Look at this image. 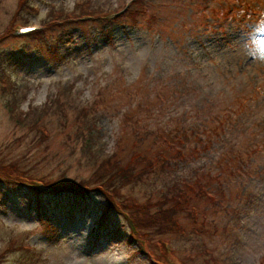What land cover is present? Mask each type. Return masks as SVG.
Returning a JSON list of instances; mask_svg holds the SVG:
<instances>
[{"label":"rangeland","instance_id":"rangeland-1","mask_svg":"<svg viewBox=\"0 0 264 264\" xmlns=\"http://www.w3.org/2000/svg\"><path fill=\"white\" fill-rule=\"evenodd\" d=\"M76 1L31 0L36 17L29 14L26 23L41 25L38 16L49 4L70 8ZM92 1L106 9L129 0ZM17 6L18 0H0V35ZM133 8L143 11L134 9L108 30L111 24L83 21L0 40V79L13 82L0 80V163L63 185L90 179L102 158L126 163L131 150L154 158L163 152L176 160L171 172L122 192L144 201L164 183L202 174L215 200L191 197L193 216L176 209L183 232L155 238L156 250L162 239L186 264H203L208 256L216 257L211 264H258L264 257V0H141ZM50 42L60 60L50 54ZM12 85L14 97L7 91ZM10 97L29 123L46 128V140L13 124ZM75 102L96 119L95 165ZM171 133L181 135L183 143L172 144L190 154L186 161H177L178 150L162 137ZM27 188L0 183V264H148L128 242L123 214L106 210L100 194L48 197ZM13 237L35 253L8 251Z\"/></svg>","mask_w":264,"mask_h":264},{"label":"trees","instance_id":"trees-1","mask_svg":"<svg viewBox=\"0 0 264 264\" xmlns=\"http://www.w3.org/2000/svg\"><path fill=\"white\" fill-rule=\"evenodd\" d=\"M140 1L141 0L132 5L130 11L127 12L124 17L131 15V13L134 12V9L136 11L139 10L140 12L143 11V8H133ZM31 7V0H18V6L15 11L16 15L11 18L9 24L18 20V18H21L23 16L22 14L27 11V9L30 10ZM80 7L82 8L81 4H75V6L72 8H66L63 6H61V8L57 7L56 9L58 10H53L51 7H49L48 12L41 19L42 24L45 25L46 30L51 29L54 26L64 27L57 24L58 21L72 25V22H67V20L84 14ZM98 7H100L99 3L94 2L93 8L97 10ZM6 31H10L9 27H7ZM53 103H55L58 108L62 107L63 105L61 102H58L57 99H53ZM77 118L82 124V127L89 131L84 142V148L87 152H91L89 158L92 159V164L95 165L96 162L94 161V158L95 156L98 157L99 154L94 152L90 145V143H92L94 140V137L91 134L93 133L92 128L94 126L95 118L90 116L88 110H86L85 107L77 109ZM28 125L30 129L36 133L37 138L41 141L48 138V132L46 131V128L42 124L38 123L37 120L31 121L28 123ZM178 128L182 130L181 126ZM176 130L178 132V129ZM181 134L186 137V134L183 130ZM162 135L163 138H166L165 141L167 142L168 146H170V148L178 150V153L176 154L177 161H186L187 158H190L189 153H184L172 144V139L183 143V139L180 134L171 133L169 136H165L164 134ZM166 157L167 156L163 152L154 158L143 150H131V153L129 154V161L126 163H123L121 160H112L109 157L106 159L102 158L97 161V166H95L94 172L92 173L90 179L71 181L67 184L56 186L59 187V189H61V186H63L66 191H69V189H67L69 187H75L81 190L84 188L86 190L85 193L94 191L100 192V190L110 191L117 199L120 207L127 211L136 220L137 224L141 228L145 226V228H150L149 231L157 233L167 232L168 230L172 231L174 228L175 229L173 231L182 232V226H180L175 219L176 214H178L176 209L185 210L187 215L193 216L195 207L191 205L192 198L203 197L209 201L215 200L214 196L210 193L207 186L205 185V181L203 182L204 176H202V174H196V176L190 179L184 178L180 180H171L167 183H164L161 187H156L153 191H147L145 198L146 201L142 203L138 202L131 194L129 195L122 192V189L126 186L134 188L139 185H146L152 176L159 177V175L165 174V171L167 173L169 171L171 172L173 164L176 162V160L171 161ZM158 166L161 167L159 172L157 171ZM0 167L7 169L17 175H29L26 171L17 168L16 166L0 164ZM82 193L83 192L80 194L76 193L77 196L73 195V197L81 198ZM164 204L168 205L164 206ZM154 207H157L156 210L158 217H156V213L153 209ZM146 234L148 235V232ZM210 260V257L206 258L205 261H203V264H210ZM259 264H264V257L260 260Z\"/></svg>","mask_w":264,"mask_h":264}]
</instances>
